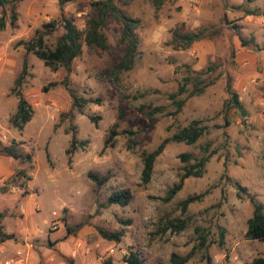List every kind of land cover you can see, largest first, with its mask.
<instances>
[{"label": "rangeland", "instance_id": "obj_1", "mask_svg": "<svg viewBox=\"0 0 264 264\" xmlns=\"http://www.w3.org/2000/svg\"><path fill=\"white\" fill-rule=\"evenodd\" d=\"M95 1L61 8L58 0H20L16 27L10 25L11 9L0 7V18H7L0 32V142H16L31 158L0 156V229L13 235L9 244L1 243L0 264H128L131 253L141 264H169L173 253L190 256L186 264H250L264 257V242L246 237L254 203L264 208V17L245 14L264 9V0H171L159 11L152 0H125L123 11L142 24L135 68L116 84L110 76L124 54L121 28L113 19L106 30L111 49L84 47L70 73L54 72L28 55L22 93L33 118L19 131L11 123L18 103L11 90L26 54L19 43L62 16L83 29L96 15ZM182 25L186 31L213 27L220 34L176 51L173 34ZM62 34L61 28L48 34L47 45L53 47ZM241 40L252 44L242 47ZM185 65L195 71L214 65L216 82L175 115L170 96L183 82ZM229 85L245 116L225 110ZM72 95L94 102L81 114ZM143 106L164 113L150 119L140 111ZM90 117L99 119L97 125ZM193 121L208 133L193 146L170 143L155 162L150 183L143 184L144 153ZM204 149L212 155L204 176L186 179L176 197L165 202L188 165L180 156L201 159ZM89 173L109 180L98 186ZM124 189L133 194L130 204L110 205L112 193ZM200 194L204 198L183 212L181 203ZM174 219L185 221L186 229L164 232ZM120 231L125 233L120 242L102 236Z\"/></svg>", "mask_w": 264, "mask_h": 264}, {"label": "trees", "instance_id": "obj_2", "mask_svg": "<svg viewBox=\"0 0 264 264\" xmlns=\"http://www.w3.org/2000/svg\"><path fill=\"white\" fill-rule=\"evenodd\" d=\"M61 8H64L67 4L76 2L78 0H58ZM171 0H152L153 5L157 11L161 10L166 2ZM174 1V0H173ZM254 0H249L252 3ZM20 0H0V7L8 6L11 9V21L10 25L16 27L18 22V14L16 12L17 4ZM125 0H99L91 3L92 8L96 12L95 16L89 17L86 25L83 29L79 28L75 20L71 17L62 16L59 20H54L48 24L43 25V30L37 31L36 35L29 41H22L19 46H22L25 50V58L23 62V69L18 78L15 80L14 88L11 90V94L16 97L17 110L11 119L12 125L19 131H23L25 126L32 121L33 108L30 103L24 98L22 93L23 85L29 75V62L28 55L32 54L40 61L43 62L46 68L57 72L64 70L67 73L72 72L73 63L76 59L83 55L84 47L90 49H101L102 51H109L111 44L107 36L106 30L109 19H113L120 25L121 37L120 44L124 47V54L122 58L114 65L110 71V76L114 80L115 84L118 83L120 77L132 71L136 66V61L140 54V37L139 30L141 29V21L138 18H134L123 11L121 5H124ZM247 16L264 17V9L257 8L255 10H246ZM7 26V18L5 14L0 18V32L4 31ZM63 29V34L57 39L56 44L53 47L47 45L46 36L52 34L59 29ZM220 31L213 27H204L196 31H186L185 25H182L181 29L176 30L173 34L172 47L176 51L190 50L195 44L211 39L216 35H219ZM242 47H248L252 43L244 42L241 40ZM185 77L183 82L179 86L178 92L170 96L176 111L175 115L182 112L187 100L189 98L199 96L205 93V91L215 84L216 79H212V74L216 71V67L210 66L200 71H195L191 66L185 65L182 67ZM56 84H52L55 86ZM228 93L230 99L225 103V110H238L243 116L247 114L240 97L235 92L231 85L228 86ZM48 90L47 88L45 89ZM186 95L184 99L180 97ZM73 108L77 109L81 114L83 109L89 104L93 103L92 100H87L82 97H76L72 95ZM128 98V97H126ZM139 96L133 97L137 100ZM140 111L145 115L154 119L156 116L163 114L162 108H140ZM122 117V114L120 118ZM98 118L90 117V121L97 125ZM208 133V127L203 126L200 121H193L188 126L177 131L172 137L165 139L157 149L151 153H144L143 155V172L142 181L147 185L150 183L154 171L155 162L162 155L166 147L170 143H184L188 146L197 144ZM113 140H107L105 142V149L108 148ZM77 141L75 136L72 138L71 146L74 149ZM208 149H204V156L201 159H193L190 154H182L180 159L183 163L188 165L183 168V175L180 182L175 184L167 193L164 198L165 202H171L176 195L182 190L186 179L202 178L205 174L206 165L209 163L211 154H207ZM71 151H68L69 155ZM0 156L11 158L14 160H30V156L24 155L19 145L14 142L11 146H5L0 142ZM194 160V163L191 162ZM89 178L95 182L98 186L105 185L109 178L99 177L93 173H89ZM204 194L194 195L188 197L181 203L183 212H186L188 207L199 202L204 198ZM133 194L129 189L119 190L113 192L108 199L110 205H117L120 207H127L132 201ZM128 221L126 224H130ZM186 229V222L181 219H174L169 221L164 228V232L167 230H173L175 233H181ZM70 230V229H69ZM124 231L108 234L102 232V236L109 241L120 242ZM247 239L251 241L264 242V208L260 204L254 203V211L252 217L248 220V228L246 233ZM202 242L200 247H205L206 237L201 236ZM13 235H8L0 229V242L12 240ZM190 256L181 257L180 255L173 253L171 255L169 264H186L189 261ZM128 264H141L139 257L135 253H131L126 259ZM250 264H264V257L255 258Z\"/></svg>", "mask_w": 264, "mask_h": 264}, {"label": "crops", "instance_id": "obj_3", "mask_svg": "<svg viewBox=\"0 0 264 264\" xmlns=\"http://www.w3.org/2000/svg\"><path fill=\"white\" fill-rule=\"evenodd\" d=\"M9 241H10V240L5 241V242H0V251H1V243H2V245H4V244H9Z\"/></svg>", "mask_w": 264, "mask_h": 264}, {"label": "built area", "instance_id": "obj_4", "mask_svg": "<svg viewBox=\"0 0 264 264\" xmlns=\"http://www.w3.org/2000/svg\"><path fill=\"white\" fill-rule=\"evenodd\" d=\"M6 264H10V262H6Z\"/></svg>", "mask_w": 264, "mask_h": 264}]
</instances>
